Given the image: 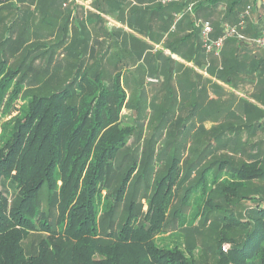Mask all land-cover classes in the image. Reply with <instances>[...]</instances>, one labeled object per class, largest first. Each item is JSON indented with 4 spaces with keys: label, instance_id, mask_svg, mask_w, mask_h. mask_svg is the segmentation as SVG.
I'll use <instances>...</instances> for the list:
<instances>
[{
    "label": "trees",
    "instance_id": "16d2710c",
    "mask_svg": "<svg viewBox=\"0 0 264 264\" xmlns=\"http://www.w3.org/2000/svg\"><path fill=\"white\" fill-rule=\"evenodd\" d=\"M254 1H156L143 8L142 12L166 15V35L162 47L155 50L154 69L158 63L159 69L171 70V67H164V57L175 59L164 53L166 48L179 56L187 55V61L204 66L210 75L230 84L234 69L242 64L238 54L242 42L228 38L223 47L232 45L228 48L236 49L234 53L232 50L230 55L228 51L227 55L222 51L220 58L208 55L202 47L200 27L195 22L198 17L208 19L215 37L221 32L220 24L218 26L221 6L226 5L227 14L237 21L238 13ZM94 2L96 8H100L99 0ZM190 3L193 4L188 10ZM179 11L183 13L177 18L174 12ZM142 17L140 13L138 19ZM128 21V25L136 29L131 19ZM183 22L187 27L184 34L181 33ZM140 31L154 43L161 37V33L151 28ZM144 49L146 47L139 51ZM20 66L0 62V112L21 96L18 114L5 122L0 132V184L2 180H9L13 187L9 192L2 183L4 190H0V264H200L192 255V246L184 242L182 248L180 239L198 219L205 222L209 214L219 217L216 211L226 227L220 240L231 242L226 253L221 250L220 243L216 244L219 264H264V156L258 145L257 151L246 159L237 153L248 142L242 138L243 130L247 131V138L264 130L262 107L242 97L239 98L242 107L226 109L225 103L235 95L227 94L206 77L204 82L209 87L211 83L212 88L216 85L222 91L217 94L213 91V98L209 97L204 84L199 91V114L203 119L211 113L218 115L220 122L209 129L201 124V128L204 138L215 135L218 130L217 137L224 135L226 129L233 131L230 139L220 140L222 143L217 150L218 155L223 156L213 161L209 159L200 170L199 160L184 170L183 162L174 157L167 170L155 180L151 195L147 194L146 184L142 194L139 193L140 198L148 196L147 209L141 210V202L136 205L131 201L125 218L118 216L117 219L115 205L108 200L112 190L110 178L118 172L117 154L126 147L134 130L122 117L127 90L120 72L115 71L106 81L99 72L79 66L71 80L59 84L60 89L37 95L25 89ZM246 66L251 71H259L258 80L262 83V53L251 54L248 62H244ZM193 67L186 65L185 69ZM161 74L152 75L160 77ZM161 81L153 85L164 83L165 77ZM250 96L262 103V89ZM227 113L238 119L237 126L244 129L235 128V124L226 125ZM228 147L236 154L225 155ZM131 171L122 177L117 187L118 200L126 196V179ZM196 172L198 176L183 189L180 200L187 202L193 194L199 202L196 209H189L191 217L183 218L184 214H176L178 208L174 203L185 181H192ZM143 175L144 171L141 177ZM218 190L222 191V200L214 196ZM136 191L133 186L129 200L135 199ZM243 199L256 200L258 205L249 207L245 213L248 216L240 219L236 207L238 200ZM223 203L231 207L228 213ZM239 233L240 240L235 238ZM32 235L33 240L26 245Z\"/></svg>",
    "mask_w": 264,
    "mask_h": 264
},
{
    "label": "rangeland",
    "instance_id": "374dc122",
    "mask_svg": "<svg viewBox=\"0 0 264 264\" xmlns=\"http://www.w3.org/2000/svg\"><path fill=\"white\" fill-rule=\"evenodd\" d=\"M41 2L42 0H0V5H2L0 9V62L3 60L5 65H11L12 67L21 64L19 67L21 80L24 81L25 89L28 90V93L46 95L55 88L60 89L61 86L59 84L71 80L75 68L68 67L69 74L61 75L60 77H55L54 72H52L56 63L61 65L60 69H64L67 63L73 62L69 57L70 53H68L72 49L67 48L65 50L67 56L61 54L60 57L58 52H55V45H53L55 41L51 38L53 32L51 23L56 20L59 14L57 8L61 9V7L58 6L55 11H51V7H48L47 11L45 9L46 6L44 8V4L42 6ZM140 32L142 34H139L140 37L137 42H133L137 49V54L130 59H127L130 53L128 48L122 47L120 49L118 46L108 45L105 47L108 55L102 58L96 60H89L88 57L84 60L75 59L77 67L87 66L93 73L99 72L106 81L110 80L115 71H119L127 90V99L122 109V117L125 123L134 127V130L126 147L117 154L115 164L118 167V172L110 178L112 190L110 189L108 193L111 197L108 200H111V203L113 202L114 208L117 210V219L118 216H121V219L125 218L126 211H128L127 207L131 201L135 202L136 205L141 202L140 209H147L148 196L152 193L150 191L154 190L155 180L167 170V166L174 157L179 158L183 162L184 170L187 169L188 165L191 166L190 163L194 162L196 164L199 160L200 170L202 165H205L209 159L213 161L223 156L217 155L219 151L217 150L218 145L222 143L220 140L230 139L231 136V130L226 129L223 131L225 132L224 135L217 137L216 135L220 133L218 130L219 132H215V135L211 137L205 136L204 138L199 114V84L194 86L190 84L186 89L182 88V82L185 80L182 72L186 66L184 62L164 57V63H166L164 67H171V70L159 69L158 63L155 64L156 67L154 69L153 60L155 53H151L150 50L155 48V44L145 32ZM129 34L132 38L134 37V33ZM145 47L146 49L143 51H138V49ZM67 57H69L70 61H67ZM183 57L184 60L188 59L187 55ZM148 71L151 74L161 72L162 78L157 76L147 77ZM164 77L166 79L164 83L153 85L160 82ZM150 78L154 80H148ZM189 79L191 80L190 77ZM54 80L58 81L53 82ZM145 81L149 85H146ZM245 99L249 100L250 96L247 95ZM20 101L21 96L18 95L8 109L0 112V132H3L2 125L18 114ZM233 120V123L237 126L239 120ZM225 123L229 125L227 122ZM235 128L244 129L241 126ZM242 138L248 141L240 153L237 151L238 156L242 159L248 157V153L256 152L258 146L262 150L264 143L262 131L256 132L253 138H247L243 133ZM253 139L255 140L254 143ZM227 142L230 144V140ZM225 153V155H233L236 154V151L228 147ZM202 159L205 163H202ZM130 169L132 171L126 179V183L128 182L125 191L126 196L121 201L116 198L115 194L118 185L122 183V177ZM143 171L144 175L141 177ZM210 174L212 175V173ZM197 176L198 172H196V176L192 181H185L179 192L178 199L174 203L176 208H178L176 214H184L182 215L183 218L191 217L189 209L193 211V208L196 209L198 205L199 201L195 199L193 194L189 196L187 202L182 203L180 200L183 195V189L195 181ZM2 183L9 189V192L12 191L13 187H11L9 180H2ZM2 183L0 184V190H4ZM144 184L148 185V196L140 198L141 195L139 193L142 194ZM133 186L137 190L134 193L135 199L129 200ZM102 192L105 193L106 190L104 189ZM214 196L222 200V191L214 192ZM105 200L107 199L105 198ZM229 202L233 201L230 200ZM222 205L226 207V213H228L231 207L226 206L224 203ZM257 205L256 200H238V206L236 207L237 217L245 219L248 216L246 215L248 208ZM239 209L241 212L238 211ZM215 214H219V217L209 214L205 222L202 218L198 219L195 222V226L186 229L187 234L184 230L185 228H182L185 234L182 237L183 239H180L181 247H185L183 245L184 242L186 245H191L193 249L192 255L200 264H219L220 255L215 253L216 244L220 243V248L224 253L231 246V242L220 240L222 231L226 227L221 222V214L217 211ZM169 216L171 215L169 214ZM117 219L114 221L115 224ZM170 219L172 218L170 217ZM173 223L176 224V221ZM239 234V237L235 238L240 240L242 235L241 233ZM33 238L34 235L29 236L26 245H29ZM223 245L226 246V250L222 249Z\"/></svg>",
    "mask_w": 264,
    "mask_h": 264
},
{
    "label": "crops",
    "instance_id": "0c3cea01",
    "mask_svg": "<svg viewBox=\"0 0 264 264\" xmlns=\"http://www.w3.org/2000/svg\"><path fill=\"white\" fill-rule=\"evenodd\" d=\"M65 1H67V4L63 5V2ZM156 1L157 0H99L98 5L100 6V8H96L94 0H81L79 2L69 0H42L41 5L43 6L44 4V8L46 6V10L48 7H51V11H55V8H57L58 6L61 7V9L57 8L59 14L57 15L56 20L52 21L51 23L53 29L51 38L55 41V44H53L55 45V52H58L60 57L61 54L67 56V52H65V50L67 48L72 49L71 51H68V53H70L69 57L71 60H73V62H69L70 64L67 63L64 69H60L61 65H59V63H56V66L52 70V72H54L55 74V77L68 75V67L76 69L77 65H75V59L84 60L88 57L89 60H96L102 58L105 55H108L107 49L105 50V47L107 45L118 46L120 49L122 47L128 48L130 53L127 59H130L132 56H135L137 54V49L134 46L133 42L136 43L137 39H139L140 37L139 34H142L140 32V29L148 31L149 28H151L152 30L154 29L156 32L161 33V37L158 38L159 40H156V42L154 43L155 48H152L150 50L151 53H155V50L161 48L164 43V36L166 35V31L164 30V20H166V15L163 13V15L161 16V13L152 14L149 11L142 12L141 10L143 8L152 6V4ZM220 10L222 11V13L219 18L220 21L218 23V26L219 24L221 26L224 22L234 23L233 21H235V17L227 14L226 5L221 6ZM140 13L143 14V17L141 19H138ZM174 13L179 17L183 12L179 11ZM223 16L224 19H222ZM130 19L131 23L136 27V29L128 25V20ZM181 25L182 27L184 26V31L181 32L182 34H184L187 30V27L185 22H183ZM259 26V11L256 10L252 12V15L249 16L247 20L245 29L246 34L252 36L250 35L251 32L257 33V31L259 30ZM172 27L173 24L169 26L168 29H171ZM129 33H134V37L132 38ZM135 35H137V37H135ZM156 35L158 36V33ZM241 42L242 47L238 50V54L242 64L240 65V67H238V69H234L235 71L232 74L233 78L231 79L232 82L230 84L216 78L215 76L210 75L205 70L204 66L198 67L194 65L192 61L184 60L182 56H179L176 53H171L169 49L164 48L163 51L165 54L173 56V59L178 60L179 62H184L187 66H194L193 69H185L182 71L185 78V80H183L182 82V88L186 89L188 86H190V84L192 86H194L195 84H199L201 88L205 84L208 88L209 97H212L217 91L220 92L222 91V89L220 87H216V85H214L212 88L211 83L210 88L209 84L204 82L206 77H210L212 82H216L218 85H220L224 91H227V94L235 95L233 100L225 103V108L231 110H234L235 107L243 106L242 102L239 101V98H245L247 97V95L250 96L252 93L258 94L262 89V103L256 100L253 96H250V99L248 101L257 104L258 106L262 107V109H264V48L256 47L249 41L243 40ZM231 46L232 45L230 44L224 45V50L222 49L218 55H208L220 58L223 53L222 51H224L225 53L227 52V55L228 51H230L231 55L232 50L233 53L236 51V49L233 48L229 49ZM253 53L258 55L262 53V83L258 80L259 71H251L250 67H244V62L246 64L249 57ZM69 57H67V61H70ZM147 74V77L154 76L150 74L149 71ZM189 77L191 78V80L189 79ZM57 81L58 80H54L53 82ZM146 85L149 84L146 83ZM213 91L215 93H213ZM226 97H229V95H226ZM217 117L218 115L212 113L205 119L200 116L202 120L200 122L203 124V126H205L206 129H209L210 126H213L220 122ZM224 119H226L224 121L229 125L234 124V117L232 115H229L227 113V117H225ZM262 123H264V116H262ZM243 133L246 136L247 131L243 130L242 134ZM230 135L233 136V131H230ZM262 136H264V130L262 131ZM254 142L255 140L253 139V143ZM252 153L253 152L248 153L247 156L249 157ZM262 156H264V143L262 145Z\"/></svg>",
    "mask_w": 264,
    "mask_h": 264
},
{
    "label": "built area",
    "instance_id": "2783aa9c",
    "mask_svg": "<svg viewBox=\"0 0 264 264\" xmlns=\"http://www.w3.org/2000/svg\"><path fill=\"white\" fill-rule=\"evenodd\" d=\"M74 2H79L81 0H69ZM161 3L169 2L171 0H157ZM66 5V2L63 3ZM192 4L188 5V10L191 9ZM259 11L260 26L258 33L254 36H249L246 34V23L252 12ZM178 18V16H177ZM196 25L200 27V38L202 42V47L206 54L218 55L222 50L223 44L228 38H235L238 41H249L256 47L264 48V0H255L253 3H248L246 6L238 13L237 21L234 23L224 22L221 25V32L213 37V26L208 19L198 18L196 19ZM154 80V79H148ZM223 250H226V246H222Z\"/></svg>",
    "mask_w": 264,
    "mask_h": 264
}]
</instances>
